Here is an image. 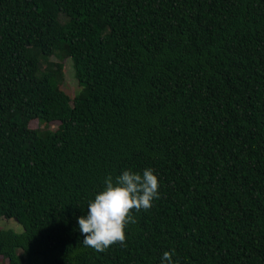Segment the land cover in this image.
Masks as SVG:
<instances>
[{
	"label": "trees",
	"instance_id": "trees-1",
	"mask_svg": "<svg viewBox=\"0 0 264 264\" xmlns=\"http://www.w3.org/2000/svg\"><path fill=\"white\" fill-rule=\"evenodd\" d=\"M145 168L125 244L84 246ZM0 217V264H264V0H0Z\"/></svg>",
	"mask_w": 264,
	"mask_h": 264
},
{
	"label": "clouds",
	"instance_id": "clouds-1",
	"mask_svg": "<svg viewBox=\"0 0 264 264\" xmlns=\"http://www.w3.org/2000/svg\"><path fill=\"white\" fill-rule=\"evenodd\" d=\"M158 189L159 180L151 168L142 174L126 169L115 178L109 174L103 189L89 200L86 215L78 217L83 245L103 252L114 244H125L126 228L137 222L133 213L150 209L153 200L159 198ZM172 256L165 251L160 264H173Z\"/></svg>",
	"mask_w": 264,
	"mask_h": 264
},
{
	"label": "rangeland",
	"instance_id": "rangeland-1",
	"mask_svg": "<svg viewBox=\"0 0 264 264\" xmlns=\"http://www.w3.org/2000/svg\"><path fill=\"white\" fill-rule=\"evenodd\" d=\"M52 59L55 60L54 58ZM64 70L65 73H64L63 87L69 93L72 94L77 88V83H76V79L73 76V70L71 67L70 59L64 61ZM31 126L33 127L37 126L36 121H33L31 123ZM0 229H13L17 232H20L22 230V226L14 218L0 217Z\"/></svg>",
	"mask_w": 264,
	"mask_h": 264
}]
</instances>
